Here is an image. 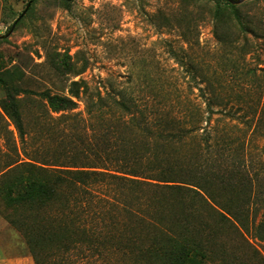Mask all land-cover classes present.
Masks as SVG:
<instances>
[{
	"label": "trees",
	"instance_id": "obj_1",
	"mask_svg": "<svg viewBox=\"0 0 264 264\" xmlns=\"http://www.w3.org/2000/svg\"><path fill=\"white\" fill-rule=\"evenodd\" d=\"M218 2L226 9L214 11V35L234 48L238 40L221 18L237 13V5ZM176 19L191 42L192 24ZM12 90L0 101V193L10 210L7 220L24 236L36 264L59 251L102 256L126 248L136 264H204L211 254L194 222L200 206L237 229L260 215L256 231L264 240V163L255 168L246 152L236 159L233 133L211 123L217 112L212 103L195 116L184 97L163 92L154 95L156 106L143 107L132 94L90 92L85 81L71 80L67 94H43V111L49 130L60 135L65 130L56 127L69 120L83 127L68 135L71 146L47 155L33 142L18 90ZM79 102L85 114L76 111ZM173 102L178 110L169 108ZM120 199L127 207L148 202L147 214L120 209ZM121 210L138 220L119 228Z\"/></svg>",
	"mask_w": 264,
	"mask_h": 264
},
{
	"label": "rangeland",
	"instance_id": "obj_2",
	"mask_svg": "<svg viewBox=\"0 0 264 264\" xmlns=\"http://www.w3.org/2000/svg\"><path fill=\"white\" fill-rule=\"evenodd\" d=\"M29 1L0 0V34L10 30ZM65 1L34 0L10 36L0 39V101L17 88L33 142L44 154L71 146L68 135H76L83 125L74 119L56 127H63L62 135L49 130L43 94H67L71 80H83L90 92L132 94L143 107L147 102L156 106L154 95L163 92L184 97L195 116L210 102L217 110L212 125L232 132L238 143L236 159L246 152L255 168L263 166L264 0H245L237 13L225 11L232 14L221 19L229 21L227 30L238 40L234 48L214 35V11L226 9L218 0ZM178 17L192 24L191 42L183 39L185 27L178 25ZM79 103L76 111L85 114L84 103ZM169 108L178 110V105L173 102ZM260 183L264 190V176ZM120 201V209L147 214L148 202L135 200L127 207ZM257 206L256 201L252 208ZM9 212L0 193V264H36L24 236L7 220ZM200 214L195 226L211 254L204 264H264V240L256 231L260 215L247 229H237L208 207L200 206ZM132 219L138 220L121 210L119 228ZM128 249L102 256L59 251L46 264H136Z\"/></svg>",
	"mask_w": 264,
	"mask_h": 264
},
{
	"label": "water",
	"instance_id": "obj_3",
	"mask_svg": "<svg viewBox=\"0 0 264 264\" xmlns=\"http://www.w3.org/2000/svg\"><path fill=\"white\" fill-rule=\"evenodd\" d=\"M68 1H71V0H68ZM227 1L230 2V3L233 4V5H239V4H241L242 2H244L245 0H227ZM33 2H34V0H30V1L27 3V5H26L24 11H23L22 14L19 16L18 19H20L21 17H23V16L26 14V12L29 10V8L31 7V5H32ZM18 19H17V20H18ZM15 26H16V22L11 26L10 30H9L7 33H5V34H0V38H6V37H9L10 34L13 32Z\"/></svg>",
	"mask_w": 264,
	"mask_h": 264
}]
</instances>
